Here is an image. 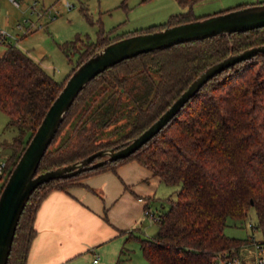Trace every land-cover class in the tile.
I'll list each match as a JSON object with an SVG mask.
<instances>
[{
  "label": "trees",
  "instance_id": "trees-1",
  "mask_svg": "<svg viewBox=\"0 0 264 264\" xmlns=\"http://www.w3.org/2000/svg\"><path fill=\"white\" fill-rule=\"evenodd\" d=\"M176 1L188 11L131 35L203 18L193 13L196 0ZM131 35L110 38L101 34L98 43L81 51L76 65L61 82L17 44H4L0 111L8 116V125L17 134L11 143H3L13 152L6 160L0 192L74 69L102 47ZM261 45L264 27L177 44L108 68L79 93L42 157L37 174L81 161L98 150L122 147L152 125L211 65ZM123 118V126L129 130L119 141L98 142L104 129ZM67 126L71 128L63 133ZM130 160L138 161L164 184L180 186L174 197L167 198L169 209L155 218L157 233L137 237L146 261L231 264L253 239L228 236L225 228L229 218L245 220L254 208L256 228L264 235V54L236 63L211 78L129 157L38 186L21 214L7 264H26L37 235V211L52 191L67 190L85 176Z\"/></svg>",
  "mask_w": 264,
  "mask_h": 264
},
{
  "label": "water",
  "instance_id": "water-1",
  "mask_svg": "<svg viewBox=\"0 0 264 264\" xmlns=\"http://www.w3.org/2000/svg\"><path fill=\"white\" fill-rule=\"evenodd\" d=\"M264 27V4L245 6L154 32L120 38L102 47L71 73L61 92L47 110L0 192V264H7L16 229L34 190L51 180L68 178L86 170L124 159L154 137L211 78L230 66L264 54V45L231 54L198 76L178 99L145 131L117 149L98 150L81 161L37 174L46 150L58 132L79 93L98 74L137 55L223 34L241 33Z\"/></svg>",
  "mask_w": 264,
  "mask_h": 264
},
{
  "label": "rangeland",
  "instance_id": "rangeland-1",
  "mask_svg": "<svg viewBox=\"0 0 264 264\" xmlns=\"http://www.w3.org/2000/svg\"><path fill=\"white\" fill-rule=\"evenodd\" d=\"M212 5V0H196L193 13L195 16H206L207 12L216 9H211ZM215 5L218 6L217 0ZM187 11L188 7L180 5L176 0H20L18 8H15L11 1L10 3L1 1L0 29L11 35L7 43L17 44L61 82L76 65L81 51L90 44L98 43L101 34L110 38L131 35L151 26L163 24L170 16ZM216 13L207 14V17ZM66 44L69 56L64 51ZM2 46L4 45H0V48ZM96 99H100V96L97 95ZM0 115L2 117L0 134L10 139L17 133L8 125V116L5 113ZM125 123L126 119L123 118L111 124L102 131L98 142L119 141L129 130V127L123 126ZM70 128L71 126H67L63 133ZM75 137L74 135L72 138L73 142ZM179 187H165L168 189L167 197L163 200L158 198L152 200L154 205L151 203L150 206L155 215L154 218L146 216L144 226L146 237H152L157 233L158 225L155 218L162 211L169 209L170 203L167 198L174 197ZM256 224V212L251 208L245 220L229 218L225 233L230 237L249 238L264 243V235L256 228ZM127 246L131 251L129 264H148L140 250L138 240L129 241ZM243 249L247 259L252 262L250 264H255V259L260 253L252 246Z\"/></svg>",
  "mask_w": 264,
  "mask_h": 264
},
{
  "label": "crops",
  "instance_id": "crops-1",
  "mask_svg": "<svg viewBox=\"0 0 264 264\" xmlns=\"http://www.w3.org/2000/svg\"><path fill=\"white\" fill-rule=\"evenodd\" d=\"M1 1L10 3V0ZM217 2L218 6L212 0L211 9H216L203 17L217 11L264 4V0ZM6 45L0 48V57L6 51ZM1 118L0 115V121ZM13 132L17 133V130L14 128ZM14 136L8 139L0 134V161H6L12 154V148L3 143H11ZM165 187L169 186L158 176L138 161L130 160L114 169L85 176L67 190L52 191L37 211V235L26 264H129L128 242L146 237V216L155 215L150 204L154 205L152 200L167 197ZM245 254L242 249L241 263H252Z\"/></svg>",
  "mask_w": 264,
  "mask_h": 264
},
{
  "label": "built area",
  "instance_id": "built-area-1",
  "mask_svg": "<svg viewBox=\"0 0 264 264\" xmlns=\"http://www.w3.org/2000/svg\"><path fill=\"white\" fill-rule=\"evenodd\" d=\"M15 6L20 7V0H10ZM34 25V24H33ZM21 27V25H19ZM36 26V25H34ZM11 35L3 30L0 29V45H4L5 43H7V41L9 40V37ZM5 168H6V161H0V182L3 181V175L5 174ZM148 213V212H147ZM154 216V215H153ZM251 246L258 252L260 253L256 259H255V264H264V243L260 242V241H256L253 240L251 243ZM249 248V247H247ZM95 261H97V258L95 259ZM231 264H242L241 260L239 259V257L233 259Z\"/></svg>",
  "mask_w": 264,
  "mask_h": 264
}]
</instances>
